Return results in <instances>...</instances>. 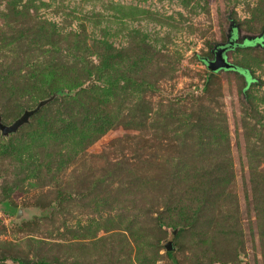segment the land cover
Returning a JSON list of instances; mask_svg holds the SVG:
<instances>
[{
	"label": "rangeland",
	"instance_id": "rangeland-1",
	"mask_svg": "<svg viewBox=\"0 0 264 264\" xmlns=\"http://www.w3.org/2000/svg\"><path fill=\"white\" fill-rule=\"evenodd\" d=\"M230 17L243 33L227 56L251 70L246 90L203 61ZM263 27L264 0H0L3 121L61 92L0 130V264H264V50L248 46ZM88 69L115 92L82 98L80 84L96 86ZM85 101L106 118L98 134ZM29 154L44 157L41 172L9 189ZM167 203L177 209L164 221L184 216L177 227L158 223Z\"/></svg>",
	"mask_w": 264,
	"mask_h": 264
},
{
	"label": "trees",
	"instance_id": "trees-1",
	"mask_svg": "<svg viewBox=\"0 0 264 264\" xmlns=\"http://www.w3.org/2000/svg\"><path fill=\"white\" fill-rule=\"evenodd\" d=\"M229 27H228V32L226 33V37H225V41L223 42H219V43H216L213 47V50L215 49V47L219 44H223V43H227L229 41V39H231L232 37H236L238 36L239 34H242V30L240 29L239 25L237 24H234V20L233 18H229ZM261 36L262 38H264V27L259 31V34H257L256 36H250L253 39V41L249 42L248 43V46L250 48H261L264 50V47L260 44H256V41H257V37ZM242 45H239L238 43H235L234 46L232 48H239L241 47ZM231 48V49H232ZM213 56V54H212ZM208 59H203V61L205 63H207ZM86 63V61H85ZM89 63L87 62L86 65H88ZM236 65V69H230V70H234L236 72H238L241 77H242V81H243V88L246 90L248 87H249V82L252 81V78H251V75L253 76V74L251 73V70L247 67H243L239 64H235ZM89 66V65H88ZM88 75H89V80L91 81L92 84H95L96 86H94V88H92L91 86H84L83 84H80L79 85V88H80V93H82V98H83V94H88V92L90 90H92L91 93H95V95L98 96V91L97 90H100L101 93H113L115 92V87L116 85H118V81L116 80L115 82H110L106 79V76L103 74V73H91V69H88ZM29 79H25L24 81H22L23 83L21 84V86L19 87V89H21L23 91V89L27 86V84H31V82L29 81ZM125 81L126 83H129V84H133V85H136L137 87L139 88H145V87H149L152 85V82L149 80V79H145V78H140V82L135 80V77L134 76H131V75H127L125 76ZM27 82V83H26ZM25 85V87H24ZM12 89L9 90L11 93H14L15 92H18L17 89H15L14 87H11ZM59 88H62V87H59ZM96 88V89H95ZM18 89V90H19ZM26 90V89H25ZM58 90V89H57ZM59 90H62V89H59ZM97 91V92H96ZM54 94V91H49L47 93V95L49 96H52ZM246 97L247 99L250 101V94L249 92L246 93ZM57 97H55L54 99H57ZM48 99V98H47ZM47 99H44V100H47ZM51 100V101H48L46 104L54 101ZM42 100V101H44ZM84 103H86V106L85 108L89 107V111L90 112H93V114L95 116V123H96V127L95 129L93 130L94 134H98L97 131L99 130H102L105 125L102 123L103 121H105L106 118H104V120H102L101 122L99 121L98 118H100V115H99V112L98 111H95L97 109V107H100L99 105L96 106L94 104H90V102L88 101H85ZM45 104V105H46ZM34 108H31V107H27L25 108L24 111H27V110H32ZM101 111V110H100ZM102 112V111H101ZM103 113V112H102ZM97 115V117H96ZM2 121H3V118H2ZM4 122V121H3ZM5 123V122H4ZM78 130V128H76ZM103 131V130H102ZM79 134H81V132H79ZM71 142L70 144H72V150L73 152L75 153V155L77 153H79L80 151L82 152L83 151V146L82 145H79L78 146V142H76V139L75 137H72L70 138ZM80 148V150H79ZM84 152V151H83ZM141 154V153H140ZM31 156H28L27 158H23L22 155L21 157L19 158L18 162H16L15 164V172L13 173V176L12 177H8L6 178V182L8 184V188L11 189V187H13V184L14 181L17 182L18 184H20L22 182V180H24V178H28V177H34V175L36 173H39L41 172V169H42V163H43V159L44 157L43 156H39L38 154L36 155H32V154H29ZM123 155H127V154H123ZM135 155L136 154H133L134 158H135ZM142 155V154H141ZM128 156L122 158L120 161V163H126V158ZM137 157H140V155H138ZM118 164V163H117ZM230 167L229 166H224V170L223 172H219L221 175L225 172L228 174V171H229ZM232 172V171H231ZM125 175L127 176L129 173H132V170L131 168H128L126 170V172H124ZM230 176V175H229ZM228 176V177H229ZM219 178V177H218ZM224 179V177H222ZM11 186V187H10ZM6 191H9L7 188H6ZM65 200V198L62 196L61 197V201ZM170 202V201H169ZM4 210L7 211L8 213H15L16 211V208L15 207H12L10 206V204L8 203L7 200L4 201ZM172 203V202H170ZM170 203H167L164 210L162 212H160L159 214V217H158V223L162 224V225H166L168 227H177L179 226V223L177 220V217H184L178 213L175 212V214L171 215V218L172 220H167V221H164L165 220V214L168 215L169 213V210L171 209H174L176 211L177 207L176 206H173L171 205ZM162 228V227H161ZM168 255H170V257L174 258L173 256V252L172 251H168ZM103 256L100 255V259H102ZM15 261L19 262V264H55L54 262L52 261H48L46 259H38V260H27V259H22L20 257H14L13 258ZM4 260V257H1L0 256V263H2Z\"/></svg>",
	"mask_w": 264,
	"mask_h": 264
},
{
	"label": "water",
	"instance_id": "water-1",
	"mask_svg": "<svg viewBox=\"0 0 264 264\" xmlns=\"http://www.w3.org/2000/svg\"><path fill=\"white\" fill-rule=\"evenodd\" d=\"M236 37L229 39L227 43L219 44L213 50L214 59L206 60L207 65L212 71H217L220 69H236V65L229 61L227 56V51L230 50L235 44ZM61 92H55L47 100L41 101L34 109L25 111L19 118H17L13 123L6 124L2 121V115L0 114V130L4 136H9L11 133L16 132L20 126L27 123L31 116L34 115L42 106H44L48 101L53 100L55 97L60 96ZM28 209L20 208L17 212V218L21 219L28 217ZM168 244V250H172V246Z\"/></svg>",
	"mask_w": 264,
	"mask_h": 264
}]
</instances>
